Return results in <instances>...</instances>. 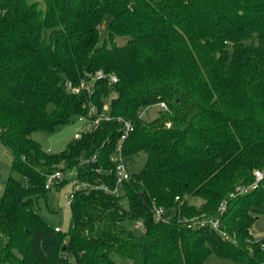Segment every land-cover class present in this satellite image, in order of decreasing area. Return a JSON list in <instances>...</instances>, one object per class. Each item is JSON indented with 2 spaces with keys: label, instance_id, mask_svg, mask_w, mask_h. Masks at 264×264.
I'll use <instances>...</instances> for the list:
<instances>
[{
  "label": "trees",
  "instance_id": "obj_1",
  "mask_svg": "<svg viewBox=\"0 0 264 264\" xmlns=\"http://www.w3.org/2000/svg\"><path fill=\"white\" fill-rule=\"evenodd\" d=\"M111 92L110 117L60 152L31 136L87 115L90 102L105 112ZM160 101L156 116L139 114ZM123 120L133 126L123 153L144 152L142 169L118 196L75 192L68 232L49 227L33 208L47 176L112 184ZM0 139L21 177L0 194V264H117L112 253L132 264H205L210 254L263 263L252 226L264 205V0H0ZM256 170V186L230 197Z\"/></svg>",
  "mask_w": 264,
  "mask_h": 264
},
{
  "label": "rangeland",
  "instance_id": "obj_2",
  "mask_svg": "<svg viewBox=\"0 0 264 264\" xmlns=\"http://www.w3.org/2000/svg\"><path fill=\"white\" fill-rule=\"evenodd\" d=\"M110 19L109 15H105L103 18V28L101 30V36L107 35V25ZM125 36H119L116 38L118 43H122L125 40ZM114 92L105 97L104 107L105 113L110 111V101ZM160 106L157 104H150L142 106L139 109V114L150 119L158 114ZM83 128V122L79 121L77 118L71 120L70 122L60 126L52 132H47L43 129H35L31 132V136L39 142V144L49 152H60L63 150L67 144L75 137V133ZM12 158V153L8 147L0 139V194L3 191L4 183L8 180L10 176H14L21 180V177L11 170L10 161ZM145 161V153L139 152L132 155L129 159L128 168L132 173H136L142 169ZM65 176L68 181L62 186L55 187L54 185L47 192L46 196H39L34 199L33 208L42 217L45 223L49 227H58L61 229L62 233H67L69 229V223L71 218V210L69 208L68 199L65 195L69 194L72 190L70 171L65 172ZM186 200L190 204L199 205L202 199L198 196H186ZM258 218L254 221L252 226V234L255 239L264 238V205L260 207V214ZM124 228L133 230L134 233L140 234L141 231L135 226L133 222H123L121 224ZM111 257L116 261L117 264H132L131 260L128 258L112 253ZM205 264H235L232 260L228 258L218 257L215 254H210Z\"/></svg>",
  "mask_w": 264,
  "mask_h": 264
},
{
  "label": "built area",
  "instance_id": "obj_3",
  "mask_svg": "<svg viewBox=\"0 0 264 264\" xmlns=\"http://www.w3.org/2000/svg\"><path fill=\"white\" fill-rule=\"evenodd\" d=\"M96 75L98 77H104L107 74L103 70L100 69L96 72ZM108 77H109L110 81H116L117 80V77L114 74H110ZM91 78L92 77L90 76L89 79L82 81V85L84 84V87L89 92L91 91L90 90ZM89 105L90 106L88 107L87 115H84V116L79 115L77 118L79 121L83 122V128L80 131H77L75 133V137H79V135L81 134L83 129L89 128L92 125H94L99 118H109L110 117L109 113H105L103 111L104 109H101V111H98V108L96 107V105L93 102H90ZM157 105H159L160 107H162L164 109H167V105L164 101H160L159 103H157ZM94 115H95V117H94ZM122 123H123V125H122L123 131H122V134L120 136V140L115 145L114 150L111 153V159L113 160V168H112V170L109 171V173L113 174V183L112 184H107L104 182L91 183L87 180H81L76 176L75 171L71 170L70 172L72 173V176L70 177L71 178L70 180H71V184H72V190L69 194L65 195L66 199H68L69 204H70L71 200L73 199L75 192H77V191H82V192L88 193V192L93 191V190H101L106 194H114L116 196H118L119 194L122 193L124 182L127 181L131 177V171L128 168L129 159L123 153L122 142H123L124 138L130 132V130H132V127H133L129 120H123ZM93 158H95V155H93ZM254 175H255V182L254 183H252L249 186L237 187L235 189V191L230 194V197H234L236 195H239L241 193L248 191L251 188H254L256 186L257 182L262 179L263 172L256 170L254 172ZM64 177H66L64 171H62L60 169L55 170L54 172H52L51 174H49L47 176L46 181H45L46 188H51L55 184V182L62 180ZM225 209H226V202L223 201L219 206V212L222 213ZM164 214H165V212L161 207H157V206L153 207V215H154V218L156 221L165 220ZM195 224L193 223L194 226H204L207 224V222L202 220L199 223L197 222ZM208 224L213 228H218L219 221L218 220H210V223H208ZM136 227L139 228L141 231H143L145 229V227L143 225H141L140 223H138L136 225ZM55 229L58 230L57 227H55ZM263 247H264V245H263ZM261 264H264V262Z\"/></svg>",
  "mask_w": 264,
  "mask_h": 264
}]
</instances>
